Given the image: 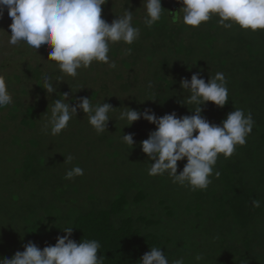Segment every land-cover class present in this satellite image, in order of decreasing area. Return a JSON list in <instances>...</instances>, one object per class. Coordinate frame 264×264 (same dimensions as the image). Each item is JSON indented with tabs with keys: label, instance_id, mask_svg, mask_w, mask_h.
Masks as SVG:
<instances>
[{
	"label": "trees",
	"instance_id": "obj_1",
	"mask_svg": "<svg viewBox=\"0 0 264 264\" xmlns=\"http://www.w3.org/2000/svg\"><path fill=\"white\" fill-rule=\"evenodd\" d=\"M138 3L107 0L102 6V17L109 23L132 11L133 25L140 29L131 45L110 43L109 61L116 67L93 61L78 69L70 82L52 81L56 88L52 94L42 88L43 76L49 74L42 65L46 60L39 57L49 49L41 46L36 52L26 44L24 51L22 44L10 49L0 43V75L5 76L13 100L0 108V137L11 153H2L11 171L0 177V232L13 229L10 235L1 234L0 258L23 251L29 241L41 249L54 245L57 236L65 234L64 227H73L71 239L100 243L97 255L103 264H140L142 255L154 246L161 247L169 261L182 258L184 264H264V30H243L235 24L224 28L215 14L191 27L182 23V11L181 20L173 22L179 0H161V20L148 28L143 22L144 4L139 8ZM173 6L177 9L172 11ZM3 13L0 36L11 23L6 9ZM127 48L130 55L124 53ZM26 55L34 59L33 65L25 64ZM196 72L205 82L216 73H223L226 80L228 102L222 108L211 102L201 105V114L210 123L219 125L235 109L251 113L254 121L244 145H237L230 157L218 155L209 177L212 182L204 190L173 183L167 173L149 175L152 161L140 142L155 125L141 118L126 126L128 121L119 119L125 107L141 112L148 108L157 117L172 112L178 117L192 115L195 105L187 103L190 92L180 87V81ZM140 77L146 81L140 83ZM28 78L29 86L24 84ZM16 89L26 96L34 89L37 98L25 104L18 100ZM63 93L69 94L70 106L88 97L94 105L106 102L114 107L108 134H97L87 114L77 112L82 119L79 129H90L96 146L104 150L95 155L105 157L107 178H90L78 157L76 164H66L62 171H45L41 134L48 133L43 127L50 115L46 109ZM11 121L16 133L9 131ZM31 130L36 135L26 136ZM129 133L133 147L122 140ZM83 141L90 138L83 137L74 149L82 150ZM65 144L72 146L70 141ZM185 163L178 162V173ZM73 166L83 168L84 174L65 179ZM253 199L261 201L259 208Z\"/></svg>",
	"mask_w": 264,
	"mask_h": 264
},
{
	"label": "clouds",
	"instance_id": "obj_2",
	"mask_svg": "<svg viewBox=\"0 0 264 264\" xmlns=\"http://www.w3.org/2000/svg\"><path fill=\"white\" fill-rule=\"evenodd\" d=\"M107 0H0V16L7 10L11 18L9 43L17 45L26 43L36 52L41 46L48 51L47 60L56 62L60 71L76 77L78 69L88 68L93 61L116 64L109 61L110 43L123 42L131 45L140 35L139 27L133 25L132 11L126 10L123 15L107 22L102 17V6ZM181 5L173 22L197 27L207 22L212 15H217L224 28L233 24L243 30H264V0H179ZM144 25L151 28L161 20L164 8L161 0H144ZM172 13V12H170ZM131 48L124 50L131 54ZM180 87L187 89L190 96L187 103L195 105L192 115L177 116L175 112L157 117L151 109L142 112L125 107L119 119L127 120L130 126L143 118L155 125L147 137L140 142L141 150L151 162L149 175L167 173L173 183L188 186L191 190H204L212 182L218 155L230 157L237 145H244L251 133L254 121L251 113L247 115L242 109H235L217 125L210 123L201 113V105L211 102L222 108L228 102V89L223 73L205 79L199 72L193 73L190 79L182 78ZM47 94L56 92L52 78L43 76V87ZM62 99H55L50 115L44 124V130L52 135H59L68 127L69 121L82 111L88 116L89 125L101 134L107 130L109 113L114 107L109 103L93 104L88 97H80L70 106L69 94H61ZM13 102L8 90L6 78L0 75V108ZM123 142L134 146L133 134L122 136ZM73 157H64L63 163L71 164ZM186 160L182 171L178 173V162ZM83 168L71 167L65 179L82 176ZM220 173L215 172L218 178ZM254 207L259 208L261 201L253 199ZM63 236H57L54 245L41 249L29 241L23 245V251H16L11 258H0V264H103L98 252L101 247L97 240L71 239L73 227H64ZM200 261L202 257H195ZM140 264H184V260L169 261L161 247H151L140 258Z\"/></svg>",
	"mask_w": 264,
	"mask_h": 264
},
{
	"label": "rangeland",
	"instance_id": "obj_3",
	"mask_svg": "<svg viewBox=\"0 0 264 264\" xmlns=\"http://www.w3.org/2000/svg\"><path fill=\"white\" fill-rule=\"evenodd\" d=\"M138 5H139V8L144 4V0H138ZM138 7H136L135 9H137ZM143 9V8H141ZM141 9H139V13L141 12ZM120 10V9H118ZM144 11V9H143ZM4 14V13H3ZM123 15V13H122ZM5 15H2L0 16V18H4ZM134 20V19H133ZM3 23L5 22H2L1 24L3 25ZM133 23V21H132ZM5 25V24H4ZM6 28H8L6 30L5 33V36L4 35H1L0 37L2 38L3 36V40L1 42L0 40V43L3 44V47L4 46H8L10 49H12V47H17L20 48V44H22L20 50H24L26 48V43L24 42H20L18 43L17 45H12L10 46L9 43L7 42L8 39H9V35L11 34V31H10V28L8 27V25H5ZM8 48V49H9ZM7 50L8 51H10ZM49 50H46L45 51V54L47 55ZM41 55L39 56L40 58L46 60L44 63L42 62V65L43 67L46 68L47 70V73L49 74V76L52 78V81H55V82H59L61 80H64V82H70L73 78L75 77H71V76H68L64 73H62L60 71V69L58 68L56 62L54 61H51V60H47V57L46 55ZM20 57V56H18ZM31 55H26L24 58H25V64H28V62H30V64L33 65L34 63V59H31L30 58ZM39 58V59H40ZM19 62V60L17 61V63ZM24 62V60H23ZM48 62V64H47ZM47 64V65H46ZM50 65V67H49ZM40 67V66H39ZM17 70L19 71L20 68H17ZM7 73H10L9 69L6 70ZM146 81L145 77H140L139 79V82L140 83H144ZM25 85H30L31 84V81H29V78L27 79V81H25L24 83ZM16 86V85H15ZM17 87V86H16ZM137 87H140L139 85ZM136 87V88H137ZM17 91V96H18V100H20L21 102H24L25 104L27 103H30L32 101H34V99H36L37 97L34 96L35 94V90H30V94L29 95H24L23 93H21L19 91V89H16ZM55 101V100H54ZM54 102L50 104V106L48 105V108L46 109V111H48L47 113L50 114V111H51V107L53 106ZM0 115L1 112H0ZM79 123H82V119H78L77 116H74L68 123V127L65 128L64 130H62V132L59 134V135H52L50 133V130L48 131V133L46 134H41V137L43 138L42 139V146H43V153L42 155L46 158V166H47V170L45 171H52L53 169H57L58 171H62L64 169V165H66V163H63L64 161V157H67L68 155H71L73 157V160L71 162V164H76V158L78 157L79 160L81 161L80 163L85 165L88 169V175L90 178L92 177H95V178H98V179H105L107 178V168H108V164L105 163V157L103 156L102 158H99L97 157L95 154H97L98 151H100L99 149H102L100 146H96L95 144V140H93L94 138V134L93 132L90 130V129H83V130H80L79 127H78V124ZM16 124H14L13 121L9 122V131H11L12 133H16ZM118 127V123L116 124ZM46 132V131H45ZM27 135L26 136H29V135H36V132L35 130H31V131H27L26 132ZM104 133H107L108 132H104ZM18 135L20 136V134L18 133ZM52 136H55L56 138L52 137ZM83 137H87V138H90V142H84L82 143V146L84 147L82 150H78V149H74L75 146L78 147L79 146V142L81 141V139ZM103 139L105 140L104 138V135H103ZM68 141H70L72 143V146L70 148H67V145L65 143H67ZM63 143V144H62ZM10 146L9 145H6V143L4 142V139L2 137H0V153L2 156L1 160L4 161L3 164L0 165V177L2 178V175L6 174L7 172H10V165L6 163V158L2 153H6L8 155V153H10ZM4 149V150H2ZM80 151H82V153H80ZM102 151H104L102 149ZM11 154V153H10ZM62 157V158H61ZM122 158V157H121ZM43 173L44 170H43ZM97 174L100 175V178L97 177ZM4 178V176H3ZM2 180V179H1ZM6 232L5 235H10V233H13V229L11 228V230H4ZM4 231H1L0 232V239H4V236H1V234L4 232Z\"/></svg>",
	"mask_w": 264,
	"mask_h": 264
},
{
	"label": "water",
	"instance_id": "obj_4",
	"mask_svg": "<svg viewBox=\"0 0 264 264\" xmlns=\"http://www.w3.org/2000/svg\"><path fill=\"white\" fill-rule=\"evenodd\" d=\"M176 9H177V7H176V6H173L172 11H173V10H176Z\"/></svg>",
	"mask_w": 264,
	"mask_h": 264
}]
</instances>
